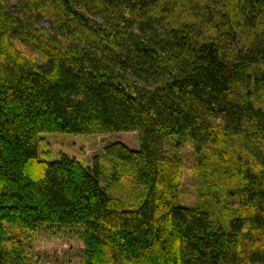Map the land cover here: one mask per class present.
I'll return each instance as SVG.
<instances>
[{
	"label": "trees",
	"instance_id": "1",
	"mask_svg": "<svg viewBox=\"0 0 264 264\" xmlns=\"http://www.w3.org/2000/svg\"><path fill=\"white\" fill-rule=\"evenodd\" d=\"M255 97L264 0H0V264H42L43 226L80 229L83 264H264ZM131 132L138 151L108 145L92 168L40 158L46 135ZM184 145L196 207L169 148Z\"/></svg>",
	"mask_w": 264,
	"mask_h": 264
},
{
	"label": "rangeland",
	"instance_id": "2",
	"mask_svg": "<svg viewBox=\"0 0 264 264\" xmlns=\"http://www.w3.org/2000/svg\"><path fill=\"white\" fill-rule=\"evenodd\" d=\"M16 4L19 0H10ZM48 23L42 25L48 29ZM35 57V55H34ZM38 61H42L38 58ZM262 95V93H253ZM259 100L258 105L263 106V97H255ZM43 144L40 147V158L44 160H57L63 155L77 159L87 168H92L96 159H103L105 149L108 145L122 143L131 150H139V139L136 133L104 134V135H64L53 134L42 137ZM170 151L175 150L184 162L183 170V194L182 201L186 207H196L199 203L198 179L195 173V161L189 145H184L179 149L170 146ZM103 184L114 196L119 197L126 203L130 202L129 184L122 182L114 185L109 181L112 179L111 166L106 163L104 166ZM78 228H48L43 226L36 237L35 251L39 255L42 264H83L84 262V242L76 238L79 237ZM20 234L13 231L11 238H18ZM28 254L26 247L22 248Z\"/></svg>",
	"mask_w": 264,
	"mask_h": 264
}]
</instances>
